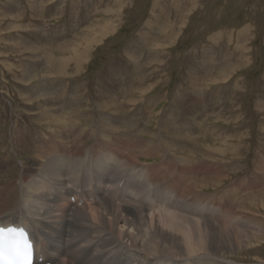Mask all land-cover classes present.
<instances>
[{
	"label": "rangeland",
	"instance_id": "obj_1",
	"mask_svg": "<svg viewBox=\"0 0 264 264\" xmlns=\"http://www.w3.org/2000/svg\"><path fill=\"white\" fill-rule=\"evenodd\" d=\"M54 1L0 0V156L7 154L9 162L0 168V184L13 188L19 178V161L31 160L32 154L12 149L16 125L23 130L16 129L23 145L33 153L55 134V118L61 115V120L65 115L71 120L72 115L74 126L99 134V139L106 134L110 119L122 118L127 127L134 122L147 143L161 141L160 133L170 134L174 129L180 149L190 151L185 145L190 143L186 132L192 122L205 128L192 132L196 157L207 161L206 167L212 171H219L212 173L215 185L205 186L202 193L240 194L251 188L235 201L243 195L246 208L242 205V209L248 213L252 212L249 208L254 209L256 218L264 221V182L257 178L252 184L255 188L247 185L255 174L259 177L257 167L264 164V107L257 102L258 89L264 86V0H61L64 4L56 14L48 11L54 8ZM108 24L107 33H99ZM93 27L99 35L93 40L90 37L89 43ZM45 55L60 59L80 55L83 59L82 64L71 62L73 65L61 68ZM41 88L48 90L40 93L41 99V91L28 97L31 89ZM42 98L49 105H41ZM37 104L48 109V126L46 118L37 117L38 110H43ZM70 125L66 127L70 129ZM94 141L86 136L84 150ZM159 153L141 157L145 165L138 166L145 172L159 168ZM84 159L88 163L89 158ZM169 179L168 175L153 177L145 190L147 196L154 200L160 195L161 201L171 202L172 194L176 201L190 204L194 199L190 192L183 186L181 198L176 197L174 194H180L177 187L171 188ZM47 183L52 190L54 183ZM178 222L184 225L185 237L199 243L201 226L197 224L195 233L184 220ZM261 229L248 249L226 252L224 257L238 264H264V223ZM151 236L148 231L146 237ZM135 255L130 247V262L143 264Z\"/></svg>",
	"mask_w": 264,
	"mask_h": 264
},
{
	"label": "bare ground",
	"instance_id": "obj_2",
	"mask_svg": "<svg viewBox=\"0 0 264 264\" xmlns=\"http://www.w3.org/2000/svg\"><path fill=\"white\" fill-rule=\"evenodd\" d=\"M106 26L99 29V33H107L109 24ZM94 29V27L90 29L89 38L87 35L89 43L90 37L93 40L99 35H96ZM45 58L56 60L61 68L62 66L69 67L74 62L75 65L82 64L83 59L80 55H76L75 59L71 55L67 59L48 57V55ZM194 82L193 85L196 84V81ZM42 91L48 90L31 89L28 97L32 98L39 92L38 97L41 99ZM199 99L202 100L201 94ZM40 101L45 107L50 103H45L46 100L44 101L43 98ZM36 107L42 108L38 104ZM204 107V105L200 106L202 109ZM62 108L66 109L67 106L62 105ZM42 109L45 112L42 110L41 113L38 110L39 116L37 117L46 118L48 126L49 118L46 116L50 113L48 109ZM65 116L66 118L62 120V115L61 118L59 116L55 118L57 124L54 126L55 134L51 133V136L48 134L50 137L47 135L49 139L45 138L46 144L39 145L35 153L23 145L16 129L21 132L23 130L21 126H15L16 139L12 149L19 152L22 149L25 153L32 154L31 160L27 158L25 161H19V178L16 183L13 182V188L6 189L9 185L0 184V226H3L0 231L5 232L9 226H24L28 230L27 236L36 241L37 259L41 257L51 264H132L128 256L131 247L137 254L135 255L138 257L137 261H143V264H238L226 259L225 253L238 252L243 248L248 249L251 241L257 238L258 233H261L259 231H263L261 227L264 221L256 218L254 209L249 208L252 211L249 213L242 209V205H245V201L241 199L243 195L235 201L237 196L250 191L251 188L242 189L240 194L234 191L230 194L222 192L221 195L206 196L202 193L205 186L215 185L213 184L215 181H212V173L219 174L218 170L212 171L211 168L206 167L208 162L204 160L202 162L196 157L194 147L192 149V146H196L194 144L196 136L192 135V132L198 130L202 132L203 126L201 129L198 125H192V122L191 126H188L186 134L188 143H190L185 145L190 149L188 151L178 146L177 142L180 139H178L179 136L178 138L175 136L174 129H171L170 134L169 132L160 133L161 141L151 140L147 143V140L139 136L138 130L140 129L134 122H132L133 125L127 127L122 118L115 119L113 122L110 119L107 123L105 122L108 125L106 126L108 129L104 130L106 134L99 139V134L98 136L91 135L85 132V127L74 126L76 120L72 118V115L71 120L67 119L68 115ZM131 117H136V113L134 112ZM53 123L49 125L53 126ZM69 125L70 129L67 128ZM24 130L27 131V127ZM86 136L87 139L94 138L95 141L89 148L86 147L87 150H84L86 143L83 139ZM51 137L56 139L55 142ZM18 144L20 147L17 146ZM205 150L208 149L205 148ZM159 151V157H161L159 168L154 167L151 172H145L146 169L144 171L138 166L145 165L140 162L141 157H155ZM86 157L89 159L85 164L84 158ZM8 163V155L2 154L0 168L6 167ZM260 166L257 167L260 171L259 177L255 174V179H251L247 185L251 186L257 178L260 182H264V164L263 168ZM159 174L163 178L168 175L171 188L174 186L176 189L177 187L176 193L180 195L174 194L176 197L181 198L184 186L194 197L192 202L185 204L179 201L181 202L179 203L172 194H169L171 202L161 201L160 195H156L155 201L153 197L149 198L145 190L151 184L149 181ZM192 175H194L193 178ZM221 177L225 176L221 175ZM47 182L55 184L49 183L54 186L52 190L48 189ZM236 184L234 183V187ZM252 186L255 188L256 185ZM107 192L108 195H106ZM72 198L74 201H71ZM213 202L218 208L213 207L215 205L212 206ZM177 206L184 213H179ZM215 213L217 217L214 216ZM195 217L199 220H195ZM212 218L215 221H212ZM178 220H184L190 224V228L195 233L198 231L197 224L201 226L199 243L194 242L196 239L189 241L190 239L185 237L184 225H180L181 222L177 223ZM148 231L153 237H146ZM196 247H198V252ZM196 253L199 254L192 258L191 256Z\"/></svg>",
	"mask_w": 264,
	"mask_h": 264
},
{
	"label": "snow or ice",
	"instance_id": "obj_3",
	"mask_svg": "<svg viewBox=\"0 0 264 264\" xmlns=\"http://www.w3.org/2000/svg\"><path fill=\"white\" fill-rule=\"evenodd\" d=\"M7 234H9L10 236H18V235L22 236L25 233L24 231L17 232L15 229L9 228L7 229ZM30 254H31V246H29L28 248V256H30ZM3 264H30V260L29 259H18L13 255L5 254Z\"/></svg>",
	"mask_w": 264,
	"mask_h": 264
},
{
	"label": "crops",
	"instance_id": "obj_4",
	"mask_svg": "<svg viewBox=\"0 0 264 264\" xmlns=\"http://www.w3.org/2000/svg\"><path fill=\"white\" fill-rule=\"evenodd\" d=\"M63 4L64 3L61 2V0H60V2L56 0V1L53 2L54 8L53 9H48V11H51L52 13L56 14L57 12H60V9H62ZM214 52H215V50H214ZM226 88H227V86H226ZM258 91L259 92H258L257 102H258L259 105L261 104L264 107V86H260Z\"/></svg>",
	"mask_w": 264,
	"mask_h": 264
}]
</instances>
